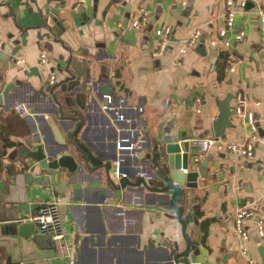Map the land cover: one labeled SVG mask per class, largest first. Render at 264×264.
Instances as JSON below:
<instances>
[{
  "label": "crops",
  "instance_id": "obj_1",
  "mask_svg": "<svg viewBox=\"0 0 264 264\" xmlns=\"http://www.w3.org/2000/svg\"><path fill=\"white\" fill-rule=\"evenodd\" d=\"M224 3L85 0L75 11L74 0H0V264H50L45 252L51 250V241L34 240L41 235L32 222L29 238L18 227L54 197L60 199L63 227L75 232L70 239L76 264H165L169 247L184 250L181 226L173 212L160 207L162 199L141 187L120 188L111 175L114 143L124 123L100 110L107 93L126 99L124 113L145 140L123 165L131 183L137 180L136 167L152 175L166 161V138L191 142L213 137L217 100L230 95L233 109L241 95L258 120L254 154L245 160L216 147L204 155L197 152L194 169L207 160V176L198 177V188L186 191L188 200L182 203L186 234L197 242L188 261L246 264L252 259L262 264L258 250L264 240L255 222L245 223L248 239L241 241L233 230V214L251 207L264 222V35L255 9L260 5L264 10V0H248L246 11L236 16L235 30L229 32L230 46L217 49L210 40L219 39L218 32L225 28ZM136 18L144 20L140 31L131 26ZM166 27L171 29L169 42L162 54H156V31ZM198 29V44L178 54ZM238 30L245 36L235 42ZM40 54L45 55L43 64ZM70 56L87 65L90 80L85 92L88 106L71 137L75 145L67 137L72 130L61 129L63 150L47 120L58 118L52 113L53 96L61 101L58 90ZM50 76L56 78L53 85ZM18 104L26 108L23 115L14 110ZM230 120L233 127L225 129L221 140L239 142L247 129L239 117ZM34 132L67 152L78 170L40 171L17 155V148L29 144ZM27 175L33 178L27 180Z\"/></svg>",
  "mask_w": 264,
  "mask_h": 264
},
{
  "label": "water",
  "instance_id": "obj_2",
  "mask_svg": "<svg viewBox=\"0 0 264 264\" xmlns=\"http://www.w3.org/2000/svg\"><path fill=\"white\" fill-rule=\"evenodd\" d=\"M203 42V40L200 41V43ZM62 73L64 78L58 90L61 101L56 95L53 96L56 105L52 113L56 114L58 118L55 120L53 117H49L47 122L54 141L63 145L61 148L64 150L66 146L61 137V129L63 131L72 130L67 137L75 145L71 137L78 131L82 123V114L88 106L85 92L90 80V72L85 63L79 61L75 56H70ZM230 100V95L217 100L218 114L212 124L215 137L224 138L225 129L233 127L230 118L234 115V111L230 107ZM41 137L34 132L29 144L17 148V155L34 162L33 168L36 165L40 171L56 170L59 167H64L69 172L78 170L77 163L67 152L61 153L63 152L61 148L52 147L49 142ZM76 149L79 150L77 146ZM163 153L166 155V161L152 172L150 180L145 181L144 178L138 177L134 183H131L127 179H121L119 185L120 188L141 187L148 193L157 196V199H162L160 200L162 202L160 207L173 212L175 220L181 226L182 237L186 244L181 252H176L173 247H169L165 264H189V252L192 246L197 245V242L186 234L188 220L184 217L182 203L184 199L188 200L186 199V193H188L186 191L198 188V177L207 176L206 164L208 161L204 160L198 169H194V158L198 153L186 139L180 140V142H171L170 138H166ZM163 166L166 168L163 169ZM32 178L31 175H27V180ZM37 180L39 183L42 182L43 176H39ZM187 217L190 218L191 214L187 213ZM18 232L23 237L29 238L33 233V224L31 222L21 224L18 227ZM44 237L50 240L48 235L35 236L34 240L40 241ZM163 246L166 247L164 244ZM258 251L262 257V264H264V246H261ZM45 257L50 260V264H62L55 258L52 245L51 250L45 252Z\"/></svg>",
  "mask_w": 264,
  "mask_h": 264
},
{
  "label": "built area",
  "instance_id": "obj_3",
  "mask_svg": "<svg viewBox=\"0 0 264 264\" xmlns=\"http://www.w3.org/2000/svg\"><path fill=\"white\" fill-rule=\"evenodd\" d=\"M85 0H74L73 9L75 11L79 10L84 6ZM182 5H186V1H182ZM225 13L224 21L225 28L218 32L219 39H211L210 45L214 48H228L230 46L229 32L235 30V19L239 13L246 11L248 0H225ZM256 14L260 18L262 24L261 32L264 35V10L260 5H255ZM142 19H133L131 21V26L134 30L140 31L143 25ZM171 34L170 27H166L162 30L156 31V36L160 38L159 48L155 52L156 54H162L166 45L169 42V36ZM245 36L243 30H238L233 36L235 42L241 41ZM201 37V31L195 30L193 34L186 40L184 46L179 49L178 54H185L187 49L194 48ZM45 55L40 54V63H45ZM18 64L23 63V60H18ZM179 64V60L175 62ZM230 72L233 69L230 68ZM56 78L55 76H50L49 84L53 85ZM196 103L200 104V99H196ZM259 102L255 103L258 106ZM127 108V102L125 98L115 99L111 94H104L102 96V103L100 105V110L104 113L115 118L117 122L124 123V127L121 129V135L117 137L115 141L116 157L113 161V168H111V175L118 180L129 179L130 174L123 171V165L126 162V158L131 156L136 149L145 143L144 138L139 133V130L132 128V119L128 118L124 113ZM16 113L23 115L26 113V108L22 104H18L14 107ZM141 112V109H137ZM234 115L239 117L242 124L247 129L246 136L239 142H224L219 137H209L202 138L200 140H193L189 142L192 148L196 149L200 155L206 154L212 147H216L219 150H226L236 157L248 159L253 157L255 145L258 139V126L257 118L255 114L247 110L244 106V100L240 94L236 96V105L233 108ZM199 112V110H197ZM198 155L194 158V163H199ZM136 178H144L145 181L150 180V174L140 167H136L135 174ZM124 216L123 213H120ZM247 221H253L256 224V231L258 236L264 240V222L258 217V214L254 208L251 207H241L238 208L233 214V230L235 235L239 237L241 241H246L248 239L247 229L245 223ZM30 222L36 224L38 232L40 235H48L50 237L51 245L54 251L55 258L59 260L62 264H76L73 257L74 247L72 240L70 239L75 232L68 231L62 225V218L60 214V199L52 198V200L42 203L37 213L30 218ZM241 256L246 257L245 250L240 252ZM246 264H255L252 259H247Z\"/></svg>",
  "mask_w": 264,
  "mask_h": 264
}]
</instances>
